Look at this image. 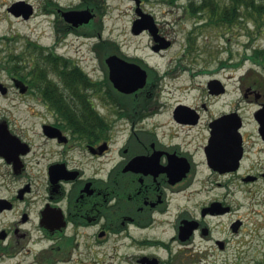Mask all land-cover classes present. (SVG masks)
<instances>
[{
  "label": "flooded vegetation",
  "instance_id": "flooded-vegetation-1",
  "mask_svg": "<svg viewBox=\"0 0 264 264\" xmlns=\"http://www.w3.org/2000/svg\"><path fill=\"white\" fill-rule=\"evenodd\" d=\"M128 1L131 36L149 34L133 24L163 3ZM23 2L11 14L41 17L54 39L50 47L34 43L26 62L17 54L10 83L0 81V94L14 90L13 106L29 114L0 112V264H264V255L246 259L244 245L228 244L241 217L225 220L244 203H264V79L257 77L264 48L240 59L252 62L238 76L242 61L193 51L171 58L175 68L160 75L102 34L110 0ZM83 11L92 15L87 22L79 21ZM163 36L168 46L151 44L159 55L173 43ZM111 56L138 65L145 82L116 86ZM172 71L193 81L202 74L205 99L176 100L167 116L162 92L170 97L171 81L188 88ZM249 94L253 104H243ZM37 169L45 179H36Z\"/></svg>",
  "mask_w": 264,
  "mask_h": 264
},
{
  "label": "rangeland",
  "instance_id": "rangeland-1",
  "mask_svg": "<svg viewBox=\"0 0 264 264\" xmlns=\"http://www.w3.org/2000/svg\"><path fill=\"white\" fill-rule=\"evenodd\" d=\"M18 0H0V81L5 84L10 83V72L15 67V57L20 54L22 61H28L29 53L35 51L34 43L39 45L50 47L52 46L54 34L51 23L44 22L39 16H35L29 19H23L14 17L13 14L6 11L13 2ZM35 4L37 0H23ZM111 9L104 15V28L102 34L106 37L112 38L118 47L128 53H135L138 56L143 57L149 64L154 65L158 69V73L161 75L167 68H175L172 65L170 59L178 58L181 53L186 51H193L194 54H199L201 57L205 56L206 52L214 53L221 52L220 57L224 60H228L229 63H240V60L244 56H252L254 50L264 48V14L261 16L252 17L245 13L244 10L240 9V17L236 20L235 24L228 25L227 22L224 24L209 23L210 14L207 11L197 12L196 14H190L188 10L184 11L183 8H177L173 11L167 10L168 0H147V4L151 5L154 3H163V6L153 7L148 10L157 21V26L163 31V35L173 41L172 46L162 52V54L154 53L151 49V36L147 34H141L138 36H131L129 31V22L131 11L129 9L128 0H110ZM217 2V6L222 8L229 2L228 0H214ZM199 2V1H198ZM195 2V3H198ZM178 5H185L188 0H178L174 2ZM156 5V4H154ZM208 10V9H207ZM220 32V34H219ZM35 41V42H34ZM60 50V49H58ZM79 51L85 53L87 51V45H82ZM10 55L13 57V61L10 60ZM228 57V59H227ZM231 58V59H230ZM20 61V63H24ZM200 62L197 60L196 63ZM250 60H243L241 68L235 71V75L238 76L240 73L245 72L250 64ZM256 62V61H255ZM11 65L13 67L11 68ZM23 66H27L23 64ZM199 67V66H198ZM201 68V66H200ZM257 77L262 82L264 79V68L260 66L258 68ZM229 73V72H227ZM180 75L178 79L181 80L180 84L188 88L183 87L180 90L175 89L178 84L172 82L170 87L173 92L169 94V98L164 97L165 94L162 92L160 95L163 100H166L161 109L166 110L164 115H169L170 106L176 100H182L184 102H199L204 98L203 88L205 77L201 74L196 77L193 81L187 72H173L168 76ZM182 74V75H181ZM230 74V73H229ZM168 78L165 81L168 82ZM163 81L158 82L157 86ZM252 82L251 79L247 81ZM195 83L196 91L192 95L188 91L192 84ZM228 83L229 89H233V80L231 79ZM263 83V82H262ZM264 86V85H263ZM159 88V89H160ZM175 89V90H174ZM239 90V89H238ZM157 92H159L157 90ZM241 93H238L240 95ZM164 95V96H163ZM253 94H249L248 97H244V102L251 103ZM160 98V99H161ZM17 96L14 90H11L7 96L0 94V112L5 115L21 116L29 115L26 108L14 107L17 102ZM247 104V103H245ZM253 104V103H251ZM165 117V116H164ZM165 120V119H164ZM194 135V133L192 132ZM198 133L195 134L197 136ZM194 136V137H195ZM37 180L45 179L44 173L40 170L35 171ZM240 200L243 199L240 197ZM249 204L236 208L230 215L228 214L227 223L233 217H241L244 224L238 235L230 234L228 230V244H234L237 241L239 244L244 245V255L250 258V256H257L261 258L264 255V203L261 202L259 205L248 206ZM223 222V219H222ZM246 262V261H245ZM245 264V263H244ZM252 264V263H247Z\"/></svg>",
  "mask_w": 264,
  "mask_h": 264
},
{
  "label": "water",
  "instance_id": "water-1",
  "mask_svg": "<svg viewBox=\"0 0 264 264\" xmlns=\"http://www.w3.org/2000/svg\"><path fill=\"white\" fill-rule=\"evenodd\" d=\"M28 5L24 4L23 1H16L14 3H12L9 8L8 11H11L12 13L18 14L21 10H24ZM80 14V22H87L89 20V18H91L90 16H92L89 12L87 11H83V12H79ZM142 19H138L134 22L132 29H134V27L139 28L137 30H135L137 33L139 30L145 28L148 30V32L150 33L149 35L152 36V39L155 43V45H153V49L157 50L158 48L162 47H166L169 45V40H166L164 36H161L160 34L158 35V28L157 25L153 19V16L151 14H142ZM142 22V24H140ZM140 24V25H138ZM107 63H108V68H109V78L111 80H113V82L116 84V86H118L119 88L126 86V85H130L132 83H136V85L138 84H143L145 82V71L143 69H141L140 67H138V65L133 64V63H128L122 59H120L119 57H115V56H111L108 57L107 59ZM137 78L138 80H132V78ZM132 82V83H131ZM0 92H4V87L1 86L0 84Z\"/></svg>",
  "mask_w": 264,
  "mask_h": 264
},
{
  "label": "trees",
  "instance_id": "trees-1",
  "mask_svg": "<svg viewBox=\"0 0 264 264\" xmlns=\"http://www.w3.org/2000/svg\"><path fill=\"white\" fill-rule=\"evenodd\" d=\"M170 2H175L177 0H168ZM199 1V2H198ZM229 2L226 6L222 8H210L209 10L203 8L199 12L207 11L211 16L209 23H215L217 20L218 23L220 20H224L228 25L235 24L236 20L240 17V9L244 10L246 14L256 17L262 16L264 14V0H228ZM189 4H195V2L200 3L201 5H217V2L214 0H188ZM190 14H196V10H189ZM264 50V49H263ZM258 51V50H257ZM10 60L13 61L12 55H10ZM13 65H11V68Z\"/></svg>",
  "mask_w": 264,
  "mask_h": 264
}]
</instances>
